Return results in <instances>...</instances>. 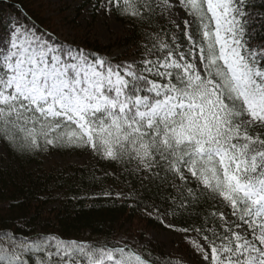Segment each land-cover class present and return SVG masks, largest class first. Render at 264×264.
Wrapping results in <instances>:
<instances>
[{
  "label": "snow or ice",
  "instance_id": "6c2138e0",
  "mask_svg": "<svg viewBox=\"0 0 264 264\" xmlns=\"http://www.w3.org/2000/svg\"><path fill=\"white\" fill-rule=\"evenodd\" d=\"M107 3L142 18L136 0ZM178 3L191 18L183 33L189 49L154 46L149 54L161 55L142 69L13 28L0 52V141L26 151L87 148L195 181L230 210L214 218H234L220 226L223 234L213 229L203 243L190 242L205 264H264V50L245 39L247 0ZM25 256L35 264H158L126 243L0 233V264H29Z\"/></svg>",
  "mask_w": 264,
  "mask_h": 264
},
{
  "label": "trees",
  "instance_id": "16d2710c",
  "mask_svg": "<svg viewBox=\"0 0 264 264\" xmlns=\"http://www.w3.org/2000/svg\"><path fill=\"white\" fill-rule=\"evenodd\" d=\"M39 1L35 5L34 0H0V45L4 42L3 31L12 21L7 13L33 28L36 34L53 40L50 25L53 17L44 16V5ZM102 1L82 0L78 14L86 5H92L95 13ZM161 2L136 0L142 18L121 15L111 8L115 19L126 26L124 34L115 38L112 46L86 36L79 50L93 54L92 59L100 57L124 66L123 54L110 57L108 53L113 47L130 45L128 51H133L141 60L137 69L143 68L145 59L161 55L148 52L162 45L158 43L160 38L172 48L179 44L187 51L190 44L183 35L184 25L181 31H176L171 19L165 22L166 8H162ZM244 10L249 14L245 18L250 21L245 35L248 47L264 50V0H247ZM59 148L64 153L70 149ZM71 149L89 155L90 162L57 169L41 156L43 150H21L0 141V233L12 234L20 240L50 236L91 245L126 243L138 246L158 264L169 261L199 264L203 258L183 237L173 240L175 251L164 252L160 244H144L147 230L173 229L180 233L188 229L185 233L201 243L203 236H211L213 229L223 234L220 226L227 223L226 218L221 221L212 213H225L229 209L202 195L195 181L184 183L172 173L159 169L145 172L135 162L103 159L91 149ZM133 238L137 240L135 243ZM25 259L35 264L37 257L25 256Z\"/></svg>",
  "mask_w": 264,
  "mask_h": 264
},
{
  "label": "rangeland",
  "instance_id": "374dc122",
  "mask_svg": "<svg viewBox=\"0 0 264 264\" xmlns=\"http://www.w3.org/2000/svg\"><path fill=\"white\" fill-rule=\"evenodd\" d=\"M161 1L162 8H166L167 20L165 22H168V18L171 19V21L176 26V31H181V25H184V22L191 18L187 15L182 6L179 5L178 0H167V5H171L170 8L165 4V0ZM39 2V0H34L35 5H39ZM81 2L82 0H42L44 5V9H42L44 16L50 18L53 17V20L50 24L53 29V40L51 41L45 39L40 34H36L33 28L25 26L22 21L15 18L14 15L7 13L6 16L11 18L12 21L9 27L3 31L4 42L2 45H0V52L7 49V46L9 45L10 33L15 27H21L23 29L30 30L37 36H40L42 39L58 48L63 46L64 48H73L79 50V47L86 36H93L100 42L111 44L112 46L114 39L119 35L124 34L126 26L115 19V16L111 10V5L107 3V0H103L101 2L95 13H93L92 5H86L82 12H79L78 14V10L81 9ZM161 24H163V22H161ZM158 43L164 44L161 38L158 40ZM129 46L130 45H121L119 47H113L109 50L108 54L110 57L123 54V60L126 65L131 64L137 66L140 64L141 60L138 59L136 54H132L133 51H128ZM68 148L70 149L64 153L60 152V148L55 147L54 149L53 147L49 146L48 149L42 151L43 153L41 156H43L45 161H47L49 164H54L57 169L90 162L89 155L75 152L73 149H71L73 147ZM229 211L230 210L226 211L225 213H228ZM225 218L227 223H231L234 219L227 215ZM175 231L173 229L169 231L147 230L143 236L142 243L149 244L151 242L158 245L160 244L163 247L164 252L175 251L176 248L173 247V240L178 237H183L185 238L186 242L195 248L193 243H190L198 242L195 240L193 235L188 236L184 231L180 233ZM134 241L137 240L133 238L132 242ZM199 264H205L204 260Z\"/></svg>",
  "mask_w": 264,
  "mask_h": 264
}]
</instances>
